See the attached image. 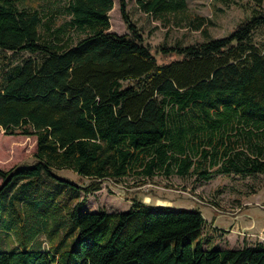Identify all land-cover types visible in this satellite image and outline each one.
Returning a JSON list of instances; mask_svg holds the SVG:
<instances>
[{
	"label": "trees",
	"instance_id": "16d2710c",
	"mask_svg": "<svg viewBox=\"0 0 264 264\" xmlns=\"http://www.w3.org/2000/svg\"><path fill=\"white\" fill-rule=\"evenodd\" d=\"M43 1L49 3L44 10L38 1L26 8L0 0V52L28 53L0 70V128L35 139L31 164L0 168V247L7 244L1 233L16 193L24 195L22 204L24 186L55 177L53 169L89 179L77 185L59 178L85 194L103 179L129 174L204 180L211 172L264 174V44L252 37L264 25V9L225 36L159 46L176 57L158 64L126 0H117L122 34L108 29L112 0ZM245 1L260 6L263 0ZM133 2L161 19L186 6L185 0ZM186 23L207 36L202 16ZM79 205H71L76 232L67 243L31 248L16 242L0 250V264H264V242L203 248L204 219L196 209L137 201L125 211Z\"/></svg>",
	"mask_w": 264,
	"mask_h": 264
},
{
	"label": "rangeland",
	"instance_id": "374dc122",
	"mask_svg": "<svg viewBox=\"0 0 264 264\" xmlns=\"http://www.w3.org/2000/svg\"><path fill=\"white\" fill-rule=\"evenodd\" d=\"M34 1L41 3L42 10L49 4L43 0H17L16 5L30 8ZM126 1L130 20L158 64L176 57L174 54H162L159 46L186 45L207 37L225 36L239 22L264 9V0L260 6L245 0L228 5L214 0H185V12L176 17L163 15L161 19L138 10L133 0ZM112 4L108 11V29L117 34L125 33L127 30L120 18L117 0H112ZM193 15L203 17L207 36L186 23ZM57 18L66 19L67 15L60 17L55 14L54 19ZM252 34L257 44H264V25ZM27 54L23 50L12 54L0 52V70L18 64ZM126 83L128 80L122 81L123 85ZM34 142L33 136L8 135L0 128V168L7 170L31 164L34 160ZM52 172L55 177H36L29 186H24L28 193L27 200L22 204L19 202L24 195L16 193L13 201L19 204L11 203L7 208V233L5 230L1 233L7 237V244L0 250L11 249L16 242H30L31 248L37 247L38 243L43 248L59 241L67 243L76 232L71 205L77 202H80L79 207L88 210L125 211L132 201L158 207L196 209L204 219L199 233L203 248H239L264 242V174L211 172L207 180L195 174L178 176L173 172L169 175L155 173L150 177L129 174L118 179H103L97 191L85 194L80 190L77 192L74 186L59 178L77 185H84L89 179L69 169H53ZM11 183L7 188L13 185ZM13 191L14 188L10 189L7 196L13 195L10 193ZM31 191L34 195H38L39 191L49 195L40 199L29 195Z\"/></svg>",
	"mask_w": 264,
	"mask_h": 264
}]
</instances>
